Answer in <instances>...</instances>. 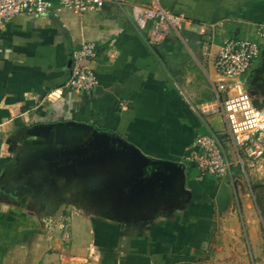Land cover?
Returning <instances> with one entry per match:
<instances>
[{
    "label": "crops",
    "instance_id": "obj_1",
    "mask_svg": "<svg viewBox=\"0 0 264 264\" xmlns=\"http://www.w3.org/2000/svg\"><path fill=\"white\" fill-rule=\"evenodd\" d=\"M46 1L51 13L17 17L0 28V147L7 142L9 151L0 157V264H227L234 247L257 256L258 224L248 196L239 204L243 237L233 203L217 210L223 180L201 176L187 158L195 139L211 130L236 159L221 113L212 112L221 80L213 63L226 40H256L264 0H128L184 14L183 29L169 33L155 52L133 27L129 7L77 15ZM85 42L97 46L98 85L77 94L64 84L71 55ZM261 52L242 79L245 86L264 78ZM59 123L64 138L50 146L31 131ZM68 123L95 128L116 148L93 153L90 132ZM116 139L152 161L183 167L184 180L170 179L149 193V173L118 152L126 146ZM245 167L253 168L250 179L264 178V163ZM44 171L31 193L8 188H29L27 178ZM90 177L99 181L93 191Z\"/></svg>",
    "mask_w": 264,
    "mask_h": 264
},
{
    "label": "built area",
    "instance_id": "obj_2",
    "mask_svg": "<svg viewBox=\"0 0 264 264\" xmlns=\"http://www.w3.org/2000/svg\"><path fill=\"white\" fill-rule=\"evenodd\" d=\"M56 1L59 8L77 15L98 12L105 6L116 7L122 12L129 7L133 27L152 52L169 33L179 34L187 22L183 13L167 10L158 3L147 8L131 5L128 0ZM53 10V4L46 0H0V28L17 17L45 16ZM255 34L256 40H226L218 47L213 63L221 80L216 87L218 107L212 112L221 113L236 159L231 158L224 143L211 130L195 139L193 151L187 158L201 176L221 180L227 178L233 188L238 181L237 170L242 173L245 162L252 166L264 163V110L253 105L252 97L244 89L242 81L264 47V24L257 26ZM96 53L97 46L92 42L82 43L79 49L73 51L65 89L80 94L89 93L97 87L98 80L92 68ZM202 55L204 61L210 57L207 45ZM8 152V143L3 141L0 157L3 158Z\"/></svg>",
    "mask_w": 264,
    "mask_h": 264
},
{
    "label": "water",
    "instance_id": "obj_3",
    "mask_svg": "<svg viewBox=\"0 0 264 264\" xmlns=\"http://www.w3.org/2000/svg\"><path fill=\"white\" fill-rule=\"evenodd\" d=\"M59 28V25L55 24ZM261 55H264V50L261 52ZM252 84V83H251ZM250 86H245L244 89L250 94L253 100V105L261 110L264 108V78H260L253 84V90L250 91ZM260 97H263V101L260 100ZM66 125H72L73 127L77 128L78 130L83 129L90 132L91 136V151L101 153L104 149L109 150L111 147H115V140L111 139L108 135L99 132L93 127L86 126V125H80L76 123H68ZM65 124L59 123V124H42L38 125L37 127H34L31 131L34 135H40L44 138L45 144H48L49 146L53 144L55 140L63 139L64 136L59 134L60 129L64 127ZM117 142L122 144V141L119 139H116ZM124 147L126 150L121 151L119 149L118 152L127 154L131 161L134 164V168L138 170L139 173L143 172V170H146V172L149 173V182L152 183V185H148L147 191L150 193L151 189H155V187H162L163 185L167 184L169 185V180L172 179L173 182L176 180L183 181L185 178V174L183 172V167H179L177 164L166 162V161H152L151 159L143 156V154L137 150L133 146H127L125 144ZM116 148V147H115ZM113 151V150H112ZM62 149L59 150V156L62 158L64 154H61ZM81 154V153H80ZM63 155V156H61ZM78 164H81V160L78 162ZM50 166L53 168L57 166L55 163H51ZM49 166V167H50ZM153 166H159L164 167L163 170L158 171L159 169ZM168 173V174H167ZM48 172L44 171V175L39 177H33L29 176L27 178V185L29 188L22 187L20 185L15 187H8L11 191L15 192H28L31 193L32 187L36 186L38 183H40L42 180H45L46 175ZM176 179V180H174ZM156 182V183H155ZM153 183L155 185H153ZM99 181L95 177H90L88 179V186L87 189H91L93 191L92 187H98ZM163 188V187H162ZM150 195V194H149ZM130 196V195H129ZM131 196H133V193H131ZM234 198V188L230 184L229 179L225 178L222 181V184L219 187V190L217 192L216 196V203H217V210L219 213L225 209V207L229 204V202H232ZM176 264H195L191 262H179ZM196 264H204V263H196Z\"/></svg>",
    "mask_w": 264,
    "mask_h": 264
},
{
    "label": "rangeland",
    "instance_id": "obj_4",
    "mask_svg": "<svg viewBox=\"0 0 264 264\" xmlns=\"http://www.w3.org/2000/svg\"><path fill=\"white\" fill-rule=\"evenodd\" d=\"M225 145V144H224ZM246 164V163H245ZM256 166V165H255ZM253 168L245 167V170L236 176V179L240 182V188L234 187V198L232 200V207L233 209L237 210V216L239 217V225L241 227V234L243 237H246V221L245 216L240 211L239 204L243 207V203L240 202L245 195L248 196V199L251 203L252 215L254 216L255 221L258 224V240L260 241L261 250L257 252V256L250 252L248 248H246L245 253L240 255V252L234 247L231 250V254H229L228 263L227 264H264V221L261 217V212H264V178L261 180H257L255 178L250 179V170ZM239 171V170H238ZM237 185V183H236ZM242 186V187H241ZM252 187H255L254 193L252 191ZM242 189V190H241ZM242 195L239 198V195ZM244 195V196H243ZM255 200H258L260 204V210L255 204ZM244 242H246L247 246V239L244 238ZM232 247V245H230ZM229 246V247H230ZM254 252V251H253Z\"/></svg>",
    "mask_w": 264,
    "mask_h": 264
},
{
    "label": "trees",
    "instance_id": "obj_5",
    "mask_svg": "<svg viewBox=\"0 0 264 264\" xmlns=\"http://www.w3.org/2000/svg\"><path fill=\"white\" fill-rule=\"evenodd\" d=\"M256 188L255 187H252V191H253V193H254V190H255ZM255 204H256V206L258 207V209L260 210V204H259V202H258V200H255ZM261 217H262V219H263V221H264V212H261Z\"/></svg>",
    "mask_w": 264,
    "mask_h": 264
},
{
    "label": "flooded vegetation",
    "instance_id": "obj_6",
    "mask_svg": "<svg viewBox=\"0 0 264 264\" xmlns=\"http://www.w3.org/2000/svg\"><path fill=\"white\" fill-rule=\"evenodd\" d=\"M249 86H250V88H249L250 91H252L254 89L253 88V85H249ZM78 166L75 167V170L77 171V174L82 175L84 177L85 176L84 173H81V171L79 170V168H77Z\"/></svg>",
    "mask_w": 264,
    "mask_h": 264
}]
</instances>
